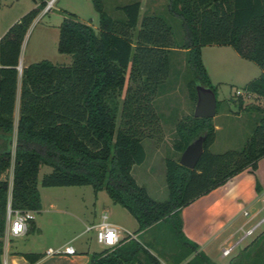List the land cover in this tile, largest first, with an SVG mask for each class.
Masks as SVG:
<instances>
[{
    "label": "trees",
    "instance_id": "16d2710c",
    "mask_svg": "<svg viewBox=\"0 0 264 264\" xmlns=\"http://www.w3.org/2000/svg\"><path fill=\"white\" fill-rule=\"evenodd\" d=\"M46 2L39 0L0 36V173L12 169L10 196L9 178L0 179V253L8 201L13 208L40 209L38 171L46 164L51 170L43 173L41 185L104 189L136 219L139 232L169 222L179 249L171 264H208L207 254L183 232L181 208L241 170L256 168L264 156V105H244L237 97L238 107L257 111V123L243 147L222 152L209 149L216 129L212 117L195 116L193 109L178 119L172 147L181 153L202 135L203 151L193 168L179 163V157H165L163 200L151 197L131 169L145 158L142 139L160 138L154 97L167 76L171 47L187 53L188 94L195 103L198 84L215 90L201 57V47L211 43L230 44L257 63L261 72L242 88L264 97V0H168V12L180 19L178 42L163 16L140 18L139 0L116 6L122 17L109 15L103 0H92L97 29L67 10L59 23L57 48L71 61L43 58L23 65L19 73L24 36ZM26 256L34 260L39 254ZM158 263V255L130 237L90 252L87 264Z\"/></svg>",
    "mask_w": 264,
    "mask_h": 264
},
{
    "label": "rangeland",
    "instance_id": "374dc122",
    "mask_svg": "<svg viewBox=\"0 0 264 264\" xmlns=\"http://www.w3.org/2000/svg\"><path fill=\"white\" fill-rule=\"evenodd\" d=\"M131 1L134 0H103V7L109 15L122 17V10L116 6ZM167 2L168 0H149L148 4L143 3L140 18L145 13H156L163 16L171 24L172 36L178 42L182 38L180 19L168 12ZM38 3L39 0L36 5ZM33 5H35L34 0H1L0 32L4 33ZM64 10L74 12L81 20L89 22L97 29L98 14L93 7L92 0H52L48 8L45 9V6L41 8L24 36L18 64L19 73L24 64L27 65L43 58L59 64H67L71 61L69 53L60 52L57 48L59 23ZM168 59L167 76L162 85H159L160 89L154 97V107L160 114V138L145 137L142 139L146 152L145 158L141 163L133 164L131 169L136 181L157 200L167 197L165 157L178 158L180 156V152L172 147L175 136L174 124L195 107V101L188 94L187 80L191 77V71L187 63L186 51L170 50ZM203 59L210 70L213 71L216 68L222 72L223 76L219 77L229 79L212 82L217 99L216 114L212 118L218 127L215 129V138L210 143L209 149L213 152L240 149L252 134L258 113L253 108L238 107L235 90L242 88V80L245 77L252 79L261 69L254 61L240 56L230 45L205 47ZM243 97L244 105H264L262 96L252 93L250 96ZM16 115L17 113L15 118ZM50 170L49 165L42 164L38 171V188L42 194L43 210L36 212L34 218L40 223L42 232L39 234L33 231L27 236L31 240L34 239L31 244L33 249L42 245L57 247L67 240L75 246L76 254L81 253L86 247H89L90 251L103 249L106 245L96 240L94 230L86 232L83 230L86 224L101 218L103 205L108 204L107 198L109 199L106 191H103L105 195H102L95 205L93 188L89 184L41 185L40 179L43 173ZM11 173V168L0 173V179L5 177L10 179ZM109 206L111 207V210H108L110 221L118 220L124 223L128 230L134 232L137 240L144 244L150 252L158 255L159 263L163 261L171 264L172 255H176L179 249L168 221L156 224L145 232H139L136 219L125 207L118 203ZM263 213L264 210L260 215ZM95 215L96 218L93 220L91 217ZM78 233L79 236L73 238ZM205 250L210 259L208 264H250L252 262L264 264V222L249 237L235 246L227 256H220L221 251L216 241Z\"/></svg>",
    "mask_w": 264,
    "mask_h": 264
},
{
    "label": "crops",
    "instance_id": "0c3cea01",
    "mask_svg": "<svg viewBox=\"0 0 264 264\" xmlns=\"http://www.w3.org/2000/svg\"><path fill=\"white\" fill-rule=\"evenodd\" d=\"M37 1L38 0H34L35 5H33L32 7L36 6ZM139 1L141 3V7L143 3H147V4L149 3V0H139ZM0 20H1V0H0ZM2 34L3 33L0 32V36ZM211 45L226 47L229 46L230 44L211 43V44H205L201 47L202 61L206 67L211 82H213L214 80H217L218 82L229 80L228 77H219V76H223L221 75L222 72H219L218 70H216V68L213 71L210 70L207 63L204 61L203 49ZM176 49L185 50L184 48H180V47H171V50L175 51ZM260 72L261 70L257 73V75ZM250 79L251 78L248 79V77H245L242 80V85ZM18 94L19 93L17 92L16 105L14 111V117L15 114L17 113L15 121L17 120L18 117V102H19ZM217 127L218 125L215 123V128L217 129ZM263 188H264V156H262L258 160L257 166L254 170H251L250 167L241 170L240 172L230 177L223 184L218 185L217 187L211 189L207 193L198 196L189 204L183 206L181 208L183 232L188 238L197 242L199 244V249L203 250L206 254L207 252L205 248L209 247L210 244L213 243L214 241L217 242V247L221 251V247L224 246L227 242L233 240L236 234L238 233L237 231L238 228L249 219L250 215L249 216L245 215L243 213L244 209L249 210L252 214L255 213L256 210L264 209V206L260 203L258 197L260 191ZM103 191L105 190L100 189L96 192L93 191L95 205L97 204L100 197L102 195H105ZM40 197H41V207L36 212H40L43 210L41 192H40ZM107 201L108 204L103 205L104 206L103 211H106L109 216L108 210H111V207L109 205L113 206L115 205V203L112 201L110 197L109 199L107 198ZM260 213L261 211L256 216H253L252 220H250L249 223H251L256 218H258ZM91 218L95 220L96 215ZM97 221H91L90 223H95ZM111 222H113L114 224H116L117 226H119L124 230H128L126 225L118 220H111ZM137 228H138V223H137ZM33 231H37L39 234L42 232V227L38 222V220H36L35 218H33V226L31 227L29 226L25 233L15 236L11 235L7 239L3 238L2 252L0 253V264H4V263L5 264H87L89 261L90 252L95 251L94 249L90 251V248L86 247L81 251V253L78 254H76V251L73 254L47 253L46 250L48 247H52L51 245H42L41 247H36L35 249H33L31 244L34 241V239L31 240L30 238H27V236L31 234V232ZM83 231L86 232L85 228ZM78 236L79 233L74 235L73 238H76ZM67 242L71 243L69 240H67L61 243L59 246H63ZM27 253H36V254L38 253L39 256H37L34 260H31L29 259V257L26 256ZM56 254H61V255H56ZM220 256H227V255H223L221 253Z\"/></svg>",
    "mask_w": 264,
    "mask_h": 264
},
{
    "label": "built area",
    "instance_id": "2783aa9c",
    "mask_svg": "<svg viewBox=\"0 0 264 264\" xmlns=\"http://www.w3.org/2000/svg\"><path fill=\"white\" fill-rule=\"evenodd\" d=\"M52 4V0H48L45 9L48 8ZM252 92L246 91L244 88H236L235 95L238 97L240 96H250ZM244 98V97H243ZM12 186V173L11 178L9 179V196L10 190ZM259 201L264 206V188L259 193ZM264 210V209H263ZM263 210H256L255 213H251L249 210L244 209L243 213L247 216L250 215L249 219L244 222L239 228L238 233L236 234L235 238L229 242H227L224 246L221 247V253L223 255H228L235 246L240 244L244 241L247 237H249L263 222H264V213L259 215L251 223L253 216H256L260 211ZM35 210L33 209H21V208H13L10 205V201H8L6 205V221H5V228H4V239H7L9 236H15L22 233H25L29 226V220L33 219L35 216ZM101 218L95 222L90 223L85 226V231L94 230L96 235V240L105 244L106 246H115L121 243L125 238L135 237V234L129 230H124L111 222L108 219V214L106 211L101 213ZM47 253H65V254H73L75 253L76 249L73 244L67 242L63 246L59 247H48ZM5 264V263H4ZM158 264H170L167 262H161Z\"/></svg>",
    "mask_w": 264,
    "mask_h": 264
},
{
    "label": "water",
    "instance_id": "95a60500",
    "mask_svg": "<svg viewBox=\"0 0 264 264\" xmlns=\"http://www.w3.org/2000/svg\"><path fill=\"white\" fill-rule=\"evenodd\" d=\"M19 67V65L17 66ZM197 99L193 114L195 116L213 117L216 113L217 101L214 91L206 86L198 84L196 86ZM203 151V136L200 135L188 143L181 151L179 163L193 168Z\"/></svg>",
    "mask_w": 264,
    "mask_h": 264
}]
</instances>
